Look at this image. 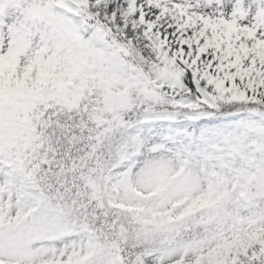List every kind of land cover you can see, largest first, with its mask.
<instances>
[{"label":"snow or ice","instance_id":"6c2138e0","mask_svg":"<svg viewBox=\"0 0 264 264\" xmlns=\"http://www.w3.org/2000/svg\"><path fill=\"white\" fill-rule=\"evenodd\" d=\"M0 264H264V0H0Z\"/></svg>","mask_w":264,"mask_h":264}]
</instances>
